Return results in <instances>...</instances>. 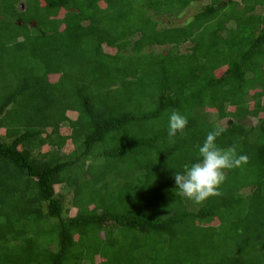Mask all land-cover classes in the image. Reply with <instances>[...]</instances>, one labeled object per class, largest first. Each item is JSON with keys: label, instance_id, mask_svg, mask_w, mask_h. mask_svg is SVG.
<instances>
[{"label": "trees", "instance_id": "1", "mask_svg": "<svg viewBox=\"0 0 264 264\" xmlns=\"http://www.w3.org/2000/svg\"><path fill=\"white\" fill-rule=\"evenodd\" d=\"M196 1L0 0V129L11 140L0 141V264H264V0H210L184 26L152 18ZM68 81L70 108L53 93ZM143 98L151 105L131 109ZM205 108L233 118L217 144L248 162L196 204L172 177L218 127ZM172 110L188 125L169 139ZM67 139L75 150L59 154ZM43 145L56 153L34 158ZM57 184L73 188L74 216ZM86 184L96 205L81 200Z\"/></svg>", "mask_w": 264, "mask_h": 264}, {"label": "rangeland", "instance_id": "2", "mask_svg": "<svg viewBox=\"0 0 264 264\" xmlns=\"http://www.w3.org/2000/svg\"><path fill=\"white\" fill-rule=\"evenodd\" d=\"M209 2H210V0H199V1H196V2H192L178 16H174V17H171V16H152V18L155 19V20H158V22H159L158 26L159 27H172L174 25H176V26H184L188 22L192 21L193 16L197 12H199L201 10V8L204 6V4H208ZM257 11L258 12L262 11L264 13V8L258 9ZM62 14H63V11H59L58 16H61ZM217 18H218V16L216 15V19ZM215 22H216V20H215ZM200 35H205V34H200ZM203 38H206V36H204ZM190 46H191L190 43L181 44L180 45L181 52L182 53H186ZM167 50H168V46H150V47H147L145 49L146 52L152 51V53H155V54H165ZM102 51L104 53H110V54H113L115 52L114 49L108 48L105 45L102 46ZM219 72H220L219 70L216 71V74H219ZM49 80L50 81H56L57 80V76L56 75H50L49 76ZM10 88H12V87H8L7 92L10 90ZM64 91H68V92L70 91V82L69 81L66 82L64 88L61 89V87H59L53 93L55 94V99H56V97L59 99L58 103L59 102H64L70 108V98L69 99H64L63 98V97H70V94H60L61 92H64ZM249 93H250L249 95L251 96L253 92H249ZM77 96H78V94H73V97L75 99H76ZM149 100H150L149 98H143L140 101L142 103L143 102L147 103ZM140 101H137L134 105H131L132 106L131 109H133V110L135 109L136 110L138 107H148V106L151 105V100L148 102V105H142L140 103ZM261 102H262V104H264V97L261 98ZM249 106H252V100L251 99H249ZM43 107H45V101H43ZM68 110H70V109H68ZM228 110L232 111L233 107H228ZM204 111L209 115V120L214 122L218 127L224 128V127L229 126L233 122V118L232 117H226V118H223V119L218 118L216 111L214 109H212V108H205ZM67 116H69L70 118H74L76 115H75V113L68 111L67 112ZM258 117H260V118L264 117V113H260L258 115ZM258 117L248 118L247 119V123L248 124H256ZM49 130H50V128H49ZM59 132L61 134L65 135V136H69L71 134V130H70L69 125L67 123H63L61 125V127H60ZM79 137H81V138H79ZM82 137H83L82 134H78L77 138L81 139V141H82ZM53 138H54V136H53ZM79 139H77V141ZM0 141L1 142H6L8 144L11 142L10 139H7L4 136V130L3 129H0ZM75 141H76V139L74 140V142ZM102 146H103V144L94 145L93 153H97L98 155H99V153H102ZM111 146H114V145L111 144ZM74 150H75V146L73 145V143L71 142L70 139H67L65 141L63 147H62V150L60 151L61 153H59V154H62L64 152L63 155H68L71 152H73ZM42 152L43 153H45V152H54V153H56V148H52L49 145H43L41 148L33 150L31 154H32V156L34 158L39 159V156L41 155ZM77 153L78 152H76V154ZM76 154L75 153L72 154L71 158L76 156ZM69 158H70V156H69ZM66 159H68V157ZM101 159L103 160V155H102ZM84 165L85 166L83 168V171H84V173H86V175L85 174L84 175L87 176V177H91L92 173H91V170H90V161H87V163H85ZM80 177H81V174L78 171L77 178H79V181H81ZM92 184H86V187H82L80 196H81V200L89 199L93 203L91 205H96L97 204V200H93L95 198L91 199L92 196L89 193V191L91 190V187H93ZM114 185H115V183H113L112 181H111V183L107 182V187L108 188L114 187ZM249 190L250 189H245L244 192L247 193V192H249ZM54 193H55V197H58L62 201V208H63L64 217L74 216L75 213H76V208L72 205L73 188L66 187V186L61 185V184H57V185L54 186ZM100 193H101L100 195H102L103 191L100 192ZM216 224H218V222L216 220H214L212 222V225H216ZM100 236H103V234L100 233ZM94 260H95V262H99V261H101V258L99 256H95Z\"/></svg>", "mask_w": 264, "mask_h": 264}, {"label": "clouds", "instance_id": "3", "mask_svg": "<svg viewBox=\"0 0 264 264\" xmlns=\"http://www.w3.org/2000/svg\"><path fill=\"white\" fill-rule=\"evenodd\" d=\"M188 125V117L179 110L168 115L167 135L175 138L183 134ZM224 132L216 127L209 132L203 142L196 146L198 157L194 162L185 164L180 171L173 173L175 189L184 198L202 204L209 197L219 194L220 186L226 180V170L239 168L248 162V156L238 154L234 147L222 148L217 138Z\"/></svg>", "mask_w": 264, "mask_h": 264}]
</instances>
